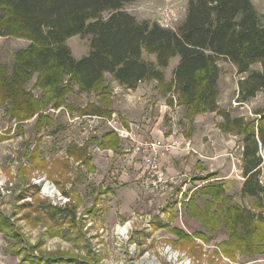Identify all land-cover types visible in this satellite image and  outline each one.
I'll return each instance as SVG.
<instances>
[{"label":"rangeland","instance_id":"1","mask_svg":"<svg viewBox=\"0 0 264 264\" xmlns=\"http://www.w3.org/2000/svg\"><path fill=\"white\" fill-rule=\"evenodd\" d=\"M188 2L137 0L126 4L124 10L138 21L157 22L159 11L172 7L176 28L186 17ZM252 2L264 24V0ZM90 42L91 37L77 36L69 39L67 45L73 56L81 59L89 54ZM29 44L26 39L0 37V64L11 73L16 52ZM145 59L155 62V56ZM178 62V57L171 59L162 82L143 80L133 89L119 83L113 74L105 73L101 89L88 93L65 76L57 85L58 96L53 92V102L47 100L49 90L41 87L37 74L26 90L41 110L24 122L11 116L13 104L6 99L0 106V211L11 218L22 243L17 245L0 233V264H32L25 261L26 256L55 259L64 253H69L64 259L74 260L72 264H128L135 256L134 262L139 263L144 251L166 264L168 247L189 258L191 264H264V256L236 253L231 259L225 255L221 244L228 238L223 227L203 226L193 214L196 212L188 213L191 200L203 209L198 199L200 195L207 198L200 189L208 181L199 178L210 174L212 181L218 180L216 172L220 169L223 175L234 179L221 183L234 203L264 213V195L257 199L242 194L246 180L242 161L244 129L254 126L259 113L264 112V90L247 103L239 102V81L244 77L232 63L220 58L219 110L191 114L173 85ZM253 69L259 71L261 66L256 64ZM93 110L94 115H89ZM236 118L244 119L240 126L233 124ZM223 126L231 131L225 132ZM156 129L155 137L152 132ZM108 132L118 139L114 150L101 145ZM139 135L145 138L139 140ZM174 137H182L201 156L193 150L185 156L172 152L161 160L160 175L171 188L165 192L154 186L147 188L142 183L143 154H134L137 143L169 141ZM202 147L203 154L199 151ZM204 155L209 158L206 162L200 160ZM260 180L264 185V160ZM130 191L134 192L131 196ZM24 194L27 198L20 200ZM65 195H70V203V199L61 197ZM76 202L78 215L87 212L96 216L90 219L93 222L77 221L78 233H82L81 229L90 243L81 245V237L79 244H75L76 235L48 250L49 240L61 238L60 234L48 233L60 228L63 222L58 226L52 224L43 210L47 205L70 206L71 210ZM258 203L263 205L262 209L255 208ZM127 220L133 222V234L128 241L117 243L113 231ZM177 231L191 240H181Z\"/></svg>","mask_w":264,"mask_h":264},{"label":"trees","instance_id":"2","mask_svg":"<svg viewBox=\"0 0 264 264\" xmlns=\"http://www.w3.org/2000/svg\"><path fill=\"white\" fill-rule=\"evenodd\" d=\"M135 1L0 0V37L30 42L16 52L11 73L6 65L0 64V106L6 99L11 100V116L24 122L41 110L26 90L37 74L41 87L49 90L47 100L53 102L54 94L58 96L57 85L65 76L88 93L101 89L105 73L113 74L119 83L133 89L143 80L162 82L164 70L175 57L179 62L173 71V85L191 114L219 110L220 58L232 63L244 77L239 81V102L247 103L264 90V24L252 0H189L184 21L174 29L164 28L156 21H138L124 10L126 4ZM77 36L91 37L90 52L81 59H76L67 45L69 39ZM146 56H155V62L146 60ZM256 64L261 70L253 69ZM91 112L89 115L96 111ZM243 121L242 118L232 120L235 126ZM254 124L244 129L242 161L246 180L242 194L259 199L264 195L260 180L264 160V112L259 113ZM223 130L231 131L227 126H223ZM101 145L114 150L118 139L113 132H108ZM200 179L208 181L200 189L207 198L204 200L200 195L198 199L203 209L196 200H191L188 213L196 212L193 214L203 226L223 227L228 240L221 246L231 259L236 253L247 257L264 256V213L235 204L222 182L212 181L213 175ZM26 194L21 195L20 200L26 199ZM255 208L262 209L263 205L258 203ZM43 212L56 226L62 219L73 224L77 206L70 210L47 205ZM0 233L17 245L22 243L14 223L3 211H0ZM176 233L183 241L191 240L181 231ZM48 234L59 235V228ZM80 238L77 233V239ZM68 254L55 259L26 256L25 261L72 264L74 260L64 259Z\"/></svg>","mask_w":264,"mask_h":264},{"label":"built area","instance_id":"3","mask_svg":"<svg viewBox=\"0 0 264 264\" xmlns=\"http://www.w3.org/2000/svg\"><path fill=\"white\" fill-rule=\"evenodd\" d=\"M175 9L172 7H166L159 11V18L157 19V23L164 28H172L174 29V20H175ZM190 144L185 142L181 137H174L169 141L165 140H154V141H141L137 143L135 147L136 154H143V163L145 167V172L143 174L144 180L143 185L147 188L150 186L157 187L161 192L168 191L171 186L170 183L166 180L161 179V160L171 154L172 152L177 151H192ZM69 201V200H68ZM65 204V203H64ZM148 223L146 221L145 225ZM92 224V223H91ZM133 222L131 220H127L123 225L117 226L113 231V236L115 241L118 243H123L124 241H128L130 235L133 234L132 228ZM144 225V226H145ZM104 232V229L101 230V233ZM133 238V237H132ZM131 240V239H130ZM119 243L120 246H122ZM131 243V242H130ZM58 245L57 241H50L48 246V250L55 249ZM131 245V244H130ZM144 254V255H143ZM167 258L164 259L166 264H191V260L186 256L180 255L178 252L173 251L168 247L166 249ZM141 261L134 262L137 256L131 259V263L128 264H163L160 259L157 258L156 255L151 252L144 251L142 253ZM141 256V254H140ZM138 256V257H140Z\"/></svg>","mask_w":264,"mask_h":264},{"label":"crops","instance_id":"4","mask_svg":"<svg viewBox=\"0 0 264 264\" xmlns=\"http://www.w3.org/2000/svg\"><path fill=\"white\" fill-rule=\"evenodd\" d=\"M152 134L156 137L157 136V134H158V132H157V129L156 130H154L153 132H152ZM119 136V135H118ZM144 135H139L138 136V139L139 140H141V139H144L145 138V136L143 137ZM137 140V139H136ZM138 141V140H137ZM192 142H193V140H191ZM196 150V149H195ZM195 150H193L194 151V153H198V151H195ZM193 151H177L176 153H177V155L178 156H185V155H189L190 154V152H193ZM199 151L201 152V151H203V147L201 148V149H199ZM134 154L136 155V153L134 152ZM201 154H203V152H201ZM198 155H200L199 153H198ZM201 156V155H200ZM201 159V161L202 162H206L205 160H209V158L208 157H205V155L203 156V157H200ZM165 159V158H164ZM198 164H200V166H202V164L201 163H198ZM173 170H175L174 169V167H173ZM94 171V168L92 167V166H90V172H93ZM216 173H219V176L217 177V179L218 180H220L222 183H223V181H226V182H229V181H233L234 179H233V177H231V176H226V175H223L222 173H221V169L219 170V171H217ZM200 179V178H199ZM226 179V180H225ZM71 194V193H70ZM126 194V193H125ZM134 194V192L133 191H130L129 193H128V195L129 196H131V195H133ZM72 196H74V194H71ZM61 197H63V199L65 198V199H70L69 201L71 202V198H70V195H65V197L64 196H61ZM60 200H61V198H60ZM68 201V202H69ZM59 202H61V201H59ZM69 202V203H70ZM80 202H81V199H80ZM76 205H77V210L79 209V204H78V202H76L75 203ZM56 207H60V208H62V209H66V208H68V207H66V206H63V205H61V206H59V205H55ZM95 206V205H94ZM70 207V206H69ZM94 208V207H93ZM88 210H89V208H88ZM87 210V211H88ZM93 210V209H92ZM92 210H89L88 212H92ZM93 214H95V213H93ZM88 216V217H87ZM93 217H96L95 215L94 216H91L89 213H87V212H84V213H81V214H79L78 215V211L76 212V218H75V220H73V224H70L69 222H68V220L67 219H62V220H60V223L61 222H63L62 223V225H61V227L59 228V231H60V236H61V238L60 239H58V238H53V239H51V240H49L48 242H50V241H57L58 242V244H59V242H62V241H64V239L65 240H71V239H74V237H76V235H77V233H78V231H77V221H79V220H81L82 221V223L84 224V220H86V219H91V218H93ZM91 221V220H90ZM91 222H93V221H91ZM93 226H94V223H93ZM80 232H82L80 235H81V237H82V244L81 245H85V244H87V243H90V239L89 238H85V236H84V233H83V231L80 229ZM81 239V238H80ZM80 239L79 240H77V241H75L74 243L75 244H79V241H80ZM73 249V248H72ZM71 249V250H72Z\"/></svg>","mask_w":264,"mask_h":264}]
</instances>
